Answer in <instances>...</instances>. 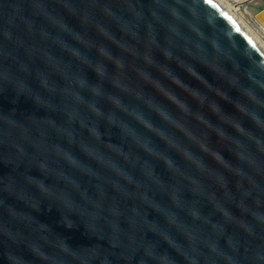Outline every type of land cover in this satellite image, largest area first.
Returning <instances> with one entry per match:
<instances>
[{
	"label": "water",
	"instance_id": "water-1",
	"mask_svg": "<svg viewBox=\"0 0 264 264\" xmlns=\"http://www.w3.org/2000/svg\"><path fill=\"white\" fill-rule=\"evenodd\" d=\"M0 264H264V49L218 0H0Z\"/></svg>",
	"mask_w": 264,
	"mask_h": 264
},
{
	"label": "bare ground",
	"instance_id": "bare-ground-1",
	"mask_svg": "<svg viewBox=\"0 0 264 264\" xmlns=\"http://www.w3.org/2000/svg\"><path fill=\"white\" fill-rule=\"evenodd\" d=\"M223 7L241 24V26L258 42L264 49V26H261L254 17L255 9L264 5L263 0H218ZM248 2L241 7L233 3ZM244 8L245 13L241 11ZM245 14L249 15L246 17Z\"/></svg>",
	"mask_w": 264,
	"mask_h": 264
},
{
	"label": "rangeland",
	"instance_id": "rangeland-1",
	"mask_svg": "<svg viewBox=\"0 0 264 264\" xmlns=\"http://www.w3.org/2000/svg\"><path fill=\"white\" fill-rule=\"evenodd\" d=\"M244 4H248V2H243L242 4H240V3H233L234 6L236 5V7H241V6H243ZM241 11H242L243 13H245L244 8H242ZM245 16H246V17H249V15H247V14H245ZM263 16H264V15H263Z\"/></svg>",
	"mask_w": 264,
	"mask_h": 264
}]
</instances>
